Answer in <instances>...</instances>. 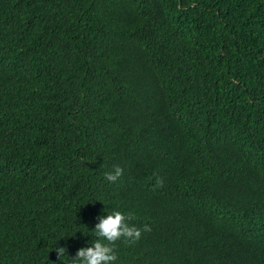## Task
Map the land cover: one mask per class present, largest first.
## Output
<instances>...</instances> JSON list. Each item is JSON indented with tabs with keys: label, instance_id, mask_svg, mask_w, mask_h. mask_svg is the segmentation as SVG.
I'll return each instance as SVG.
<instances>
[{
	"label": "trees",
	"instance_id": "16d2710c",
	"mask_svg": "<svg viewBox=\"0 0 264 264\" xmlns=\"http://www.w3.org/2000/svg\"><path fill=\"white\" fill-rule=\"evenodd\" d=\"M114 210V264H264V0H0V264Z\"/></svg>",
	"mask_w": 264,
	"mask_h": 264
},
{
	"label": "clouds",
	"instance_id": "9594fccd",
	"mask_svg": "<svg viewBox=\"0 0 264 264\" xmlns=\"http://www.w3.org/2000/svg\"><path fill=\"white\" fill-rule=\"evenodd\" d=\"M123 174L120 166H114L112 172L104 174L105 179L109 182L117 181ZM163 180L156 178V187H162ZM131 214L114 210L106 216L98 217L99 223L95 225L93 232L97 239L93 240L87 247L80 248L75 258L71 259V264H114L117 259L114 251L115 241L124 238L132 243L139 240L142 231H150L148 225H144L143 229L130 225L128 220ZM59 257L65 255L67 249L64 247L56 248Z\"/></svg>",
	"mask_w": 264,
	"mask_h": 264
}]
</instances>
